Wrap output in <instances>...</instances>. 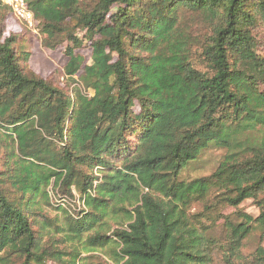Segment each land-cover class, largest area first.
<instances>
[{
	"label": "trees",
	"instance_id": "1",
	"mask_svg": "<svg viewBox=\"0 0 264 264\" xmlns=\"http://www.w3.org/2000/svg\"><path fill=\"white\" fill-rule=\"evenodd\" d=\"M25 1L76 85L35 75L0 34V264H81V250L104 264H264V0ZM211 146L225 148L215 170L181 178ZM48 187L84 207L58 205L53 224ZM246 199L257 216L236 210L215 238L210 210ZM50 224L68 252L43 246Z\"/></svg>",
	"mask_w": 264,
	"mask_h": 264
},
{
	"label": "rangeland",
	"instance_id": "2",
	"mask_svg": "<svg viewBox=\"0 0 264 264\" xmlns=\"http://www.w3.org/2000/svg\"><path fill=\"white\" fill-rule=\"evenodd\" d=\"M204 24H202L200 21H197L193 23L192 29H198L200 31H203L201 29H204ZM264 31L261 33H256V36L260 39H264ZM0 34L2 37H8L11 35L17 36L18 45L21 46L22 50L28 49L30 52V58L28 61V68L31 72H33L35 75L46 79L47 81H51L53 84L57 86H62L67 89V91H70V89L76 85V83H69L65 77H62V69L63 66L67 60V57L64 55V47L65 44L57 46L55 49H50L47 47H44L41 44V41L43 39V36L40 33V26L38 24V21L34 19L33 26L30 28L29 24L26 21L19 20L15 18L11 11L9 12L6 10V8L0 9ZM79 37H81L82 32L78 31ZM197 50L195 54L193 55L192 62L194 63V66L199 69H203V65L200 62V58L198 55V48H194ZM77 52H79L84 57V62L86 64L90 63V47L88 45V42L86 40H83V45L76 49ZM89 95L91 92L86 91ZM2 150H0V155L2 154ZM225 153V148L223 147H214L211 146L207 148L200 156L199 158L188 164L182 172H181V178L183 179H191L194 177H202V176H208L210 175L215 168L217 167L220 159L223 157ZM4 157L0 158V169L3 167V160ZM49 189V196H50V205L44 206L45 211L48 214V217L50 219H54V223L57 222H63L65 219L64 213H62L60 210L57 209L58 205L64 206L66 208V211L68 213H73L74 210H79L80 208L84 207L81 200L79 198L70 199L66 198V195L64 193L59 194L58 196L54 194V192L51 191V188ZM74 195L78 197V193L74 192ZM210 203V202H209ZM212 205L215 204L214 202L211 203ZM203 204L196 203L192 206L191 212H200L202 210ZM236 210H242L243 212L252 215L253 217H256L258 214V209L255 206L252 199H246L243 201L237 208H234L232 206L224 205V204H217L213 209L210 210L211 216L209 217V223L214 220L213 224L210 226L211 234L219 239L222 236L223 231V221L226 217H229V219H236L235 217V211ZM206 213V212H205ZM53 224L48 225L45 229L42 230L44 234L47 235L44 236L43 241H48L43 244L45 247L46 244L50 243V248L53 246L55 249L58 250V247L60 248L61 245L65 247V249L61 250V254H64L65 252H68V249L70 248L69 243L63 242L64 239L61 236V234L57 231L60 229ZM260 238L259 233L257 230H254L251 232L248 237L244 240L243 246H242V252L244 255H247L251 253L254 248L259 244ZM262 245L264 247V239L262 240ZM75 247H77L79 250L82 247V244H76ZM81 254L79 256V262L81 264H104V260L106 261L107 258H105L104 255H101L99 257L93 258H87V256L90 253H93V251L90 250H81ZM87 258V259H86ZM47 264H56L55 261L51 260Z\"/></svg>",
	"mask_w": 264,
	"mask_h": 264
},
{
	"label": "built area",
	"instance_id": "3",
	"mask_svg": "<svg viewBox=\"0 0 264 264\" xmlns=\"http://www.w3.org/2000/svg\"><path fill=\"white\" fill-rule=\"evenodd\" d=\"M0 2L10 8L15 18L26 21L30 28L33 26L35 18L25 0H0Z\"/></svg>",
	"mask_w": 264,
	"mask_h": 264
}]
</instances>
